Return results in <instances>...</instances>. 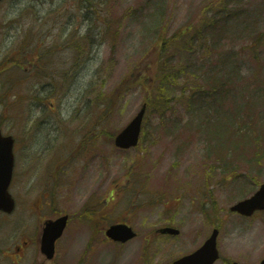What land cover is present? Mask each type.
I'll return each mask as SVG.
<instances>
[{
	"label": "rangeland",
	"instance_id": "374dc122",
	"mask_svg": "<svg viewBox=\"0 0 264 264\" xmlns=\"http://www.w3.org/2000/svg\"><path fill=\"white\" fill-rule=\"evenodd\" d=\"M89 1L93 12L82 0L0 3V129L20 147L22 209L14 215L21 223L13 225L12 216L9 225L0 221L8 230L3 248L15 234L28 237L20 229L41 231L42 220L64 213L70 222L54 264H171L214 228L217 264L258 261L264 214L241 219L229 207L264 183V125H254L257 140L251 129L242 134L245 141L221 135L232 130L227 117L237 116L236 107L238 121L246 122L242 111L254 100L247 94L257 87L256 118L264 121V0ZM215 15L225 38L199 35L195 26ZM186 26L200 38L190 54V34L181 43L164 39ZM249 42L261 45L254 61L242 52ZM203 49L206 58H200ZM34 52L38 59L28 66ZM193 86L200 90L195 97ZM148 98L139 145L115 148L114 136ZM194 100L203 113L189 110ZM202 121L212 123L203 127ZM117 222L130 225L136 238L124 245L107 241L104 230ZM164 226L179 235L156 236ZM35 251L30 243L22 264H33ZM7 254L0 251V264H9Z\"/></svg>",
	"mask_w": 264,
	"mask_h": 264
},
{
	"label": "water",
	"instance_id": "95a60500",
	"mask_svg": "<svg viewBox=\"0 0 264 264\" xmlns=\"http://www.w3.org/2000/svg\"><path fill=\"white\" fill-rule=\"evenodd\" d=\"M144 113V108L137 114L129 125L123 129L115 138V145L121 148H129L137 143V139L140 132L141 119ZM11 148L12 141L10 137H2L0 135V164L5 165V182L0 184V196L6 195V188L10 177L11 168ZM264 208V184L260 187L259 191L249 200H245L232 208V210L239 211L243 214H250L253 209ZM66 218L63 217L57 220L54 224H51L47 228L46 239L43 238V245L45 243V253L50 258L53 253V241L59 236L63 227L65 226ZM160 233L177 234L178 231L171 228H164L160 230ZM106 235L114 241L126 242L133 238L135 234L131 228L123 224H117L111 226ZM216 236L217 231L214 230L211 237L205 242V244L196 252L185 256L174 264H213L217 259L216 250Z\"/></svg>",
	"mask_w": 264,
	"mask_h": 264
},
{
	"label": "flooded vegetation",
	"instance_id": "af4514ba",
	"mask_svg": "<svg viewBox=\"0 0 264 264\" xmlns=\"http://www.w3.org/2000/svg\"><path fill=\"white\" fill-rule=\"evenodd\" d=\"M16 181H17L16 180V173H15V169L13 167L12 176H11V182H10V186H9V192H10L11 196L14 199L16 198L15 197V194L17 192L16 191V187H15V182ZM263 213H264V211L263 212H255L249 218L250 219H253L256 215L263 214ZM1 216L3 217V215H1ZM241 217H243V216H241ZM31 241L34 242V243H36V244H38V238L36 236H34V237L33 236L32 237L30 236L29 240H25V241H23L22 239H18L17 240V242L14 244V246H15V250H16V256L19 257L20 259H18V260H13L12 259V260L9 261L10 264H22V262H23V255L20 256L19 254H23L24 253L25 248L29 246V244L31 243ZM259 250L262 251L264 249H260L259 248ZM53 261L49 262V261L43 259V260H37V261L33 262V264H52ZM233 264H247V263H241V260H240L239 262H237V261L236 262H233ZM250 264H264V255L261 258H259L258 261L252 262Z\"/></svg>",
	"mask_w": 264,
	"mask_h": 264
},
{
	"label": "trees",
	"instance_id": "16d2710c",
	"mask_svg": "<svg viewBox=\"0 0 264 264\" xmlns=\"http://www.w3.org/2000/svg\"><path fill=\"white\" fill-rule=\"evenodd\" d=\"M223 7H226V6H223ZM215 11H216V13L217 14H221L222 13V9H221V7H217L216 9H215ZM217 30L218 29H215V31H214V34L217 32ZM198 33L200 34L201 32L200 31H198ZM201 35V34H200ZM174 39V38H173ZM173 39H171L169 42H172V40ZM246 46L244 47V49L242 50V52H245V53H247V54H251V60L252 61H254V60H256L257 59V51H258V49H259V47L261 46L259 43H257V42H249V43H246L245 44ZM170 48V47H169ZM166 51H168V45H165V46H162L161 47V50H160V52H161V54H165L166 53ZM256 105H258V104H253V103H251L249 106H248V108H246V110H243L244 111V115L246 116V115H248L247 114V111H248V109H253V113L255 114V107H256ZM246 120L247 121H251L252 119L250 118V116L248 115V117L246 118ZM263 122V121H262ZM253 124H255V119H254V121H252L250 124H248L249 125V127L251 126V125H253ZM245 125H247L246 123H245V121L244 120H240V121H238V124H237V127H238V129L239 130H237V131H239V134L241 135V136H243L242 134H244L245 133V131H246V128H244L243 126H245ZM261 125H264V124H261ZM257 127L256 126H253V128H252V132H253V130H255ZM255 134V135H254ZM253 134V139H255L256 137H258L259 136V134H260V131H255V133ZM223 135V134H222ZM221 135V136H222ZM224 139V138H223ZM243 141H245V138H243L242 139ZM256 162H257V160H256Z\"/></svg>",
	"mask_w": 264,
	"mask_h": 264
}]
</instances>
